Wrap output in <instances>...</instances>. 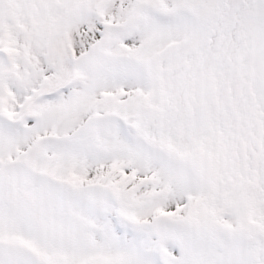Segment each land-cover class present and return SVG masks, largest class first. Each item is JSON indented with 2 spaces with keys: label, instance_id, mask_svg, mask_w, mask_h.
I'll return each mask as SVG.
<instances>
[{
  "label": "snow or ice",
  "instance_id": "6c2138e0",
  "mask_svg": "<svg viewBox=\"0 0 264 264\" xmlns=\"http://www.w3.org/2000/svg\"><path fill=\"white\" fill-rule=\"evenodd\" d=\"M0 264H264V0H0Z\"/></svg>",
  "mask_w": 264,
  "mask_h": 264
}]
</instances>
